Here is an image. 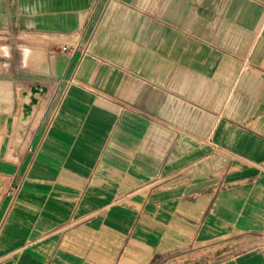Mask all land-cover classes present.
Masks as SVG:
<instances>
[{
  "label": "crops",
  "instance_id": "0c3cea01",
  "mask_svg": "<svg viewBox=\"0 0 264 264\" xmlns=\"http://www.w3.org/2000/svg\"><path fill=\"white\" fill-rule=\"evenodd\" d=\"M262 242L264 0H0V264Z\"/></svg>",
  "mask_w": 264,
  "mask_h": 264
},
{
  "label": "bare ground",
  "instance_id": "6f19581e",
  "mask_svg": "<svg viewBox=\"0 0 264 264\" xmlns=\"http://www.w3.org/2000/svg\"><path fill=\"white\" fill-rule=\"evenodd\" d=\"M57 67V66H56ZM28 92V91H27ZM31 97H33V96H30V98L28 99V98H23L22 99V103H21V106H20V111H21V114H19V115H21V117H22V119L24 120V121H26V119H27V116H29V115H27L28 114V112L30 111V109L32 108V105L36 102L34 99H32ZM20 104V103H19ZM32 112V111H31ZM36 113V112H35ZM18 117V116H17ZM16 119H18V118H16ZM29 120V119H28ZM19 125L21 126V124L19 123ZM17 131V130H16ZM12 140V139H11Z\"/></svg>",
  "mask_w": 264,
  "mask_h": 264
},
{
  "label": "water",
  "instance_id": "95a60500",
  "mask_svg": "<svg viewBox=\"0 0 264 264\" xmlns=\"http://www.w3.org/2000/svg\"><path fill=\"white\" fill-rule=\"evenodd\" d=\"M34 92H35V89H34V90L32 89V94H33Z\"/></svg>",
  "mask_w": 264,
  "mask_h": 264
},
{
  "label": "rangeland",
  "instance_id": "374dc122",
  "mask_svg": "<svg viewBox=\"0 0 264 264\" xmlns=\"http://www.w3.org/2000/svg\"><path fill=\"white\" fill-rule=\"evenodd\" d=\"M258 242V241H257ZM262 244H264V242H262Z\"/></svg>",
  "mask_w": 264,
  "mask_h": 264
}]
</instances>
